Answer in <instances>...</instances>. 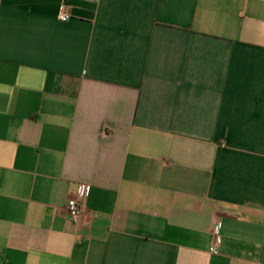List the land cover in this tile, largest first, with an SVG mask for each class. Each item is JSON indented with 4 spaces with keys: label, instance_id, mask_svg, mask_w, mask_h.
Here are the masks:
<instances>
[{
    "label": "crops",
    "instance_id": "0c3cea01",
    "mask_svg": "<svg viewBox=\"0 0 264 264\" xmlns=\"http://www.w3.org/2000/svg\"><path fill=\"white\" fill-rule=\"evenodd\" d=\"M0 264H264V0H0Z\"/></svg>",
    "mask_w": 264,
    "mask_h": 264
},
{
    "label": "built area",
    "instance_id": "2783aa9c",
    "mask_svg": "<svg viewBox=\"0 0 264 264\" xmlns=\"http://www.w3.org/2000/svg\"><path fill=\"white\" fill-rule=\"evenodd\" d=\"M60 19L62 20H67L69 15L66 12H62L59 15ZM87 186L86 185H80L77 191V195L69 198L68 203H67V210L70 215V217L73 220L78 219L84 212V207H83V201L82 199L87 193ZM221 225L220 223H216L215 228H214V236L216 237L215 239L217 240V237L220 233ZM210 251L214 254L219 253V250L216 245V241L213 242V244L210 246Z\"/></svg>",
    "mask_w": 264,
    "mask_h": 264
}]
</instances>
